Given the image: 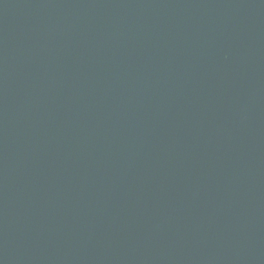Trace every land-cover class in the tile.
Returning a JSON list of instances; mask_svg holds the SVG:
<instances>
[{
    "label": "water",
    "instance_id": "water-1",
    "mask_svg": "<svg viewBox=\"0 0 264 264\" xmlns=\"http://www.w3.org/2000/svg\"><path fill=\"white\" fill-rule=\"evenodd\" d=\"M0 264H264V0H0Z\"/></svg>",
    "mask_w": 264,
    "mask_h": 264
}]
</instances>
